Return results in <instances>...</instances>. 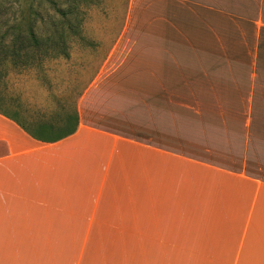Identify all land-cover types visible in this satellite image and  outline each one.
Segmentation results:
<instances>
[{
    "label": "crops",
    "instance_id": "crops-1",
    "mask_svg": "<svg viewBox=\"0 0 264 264\" xmlns=\"http://www.w3.org/2000/svg\"><path fill=\"white\" fill-rule=\"evenodd\" d=\"M250 3L233 13L228 0H131L130 17L155 24L157 58H89L86 82L49 84L54 97L38 105L15 102L20 79L29 95L36 74L12 72L0 249L21 225L130 224L189 264H264V0ZM65 92L72 108L52 101ZM56 104L76 112L72 134L40 141L21 127L46 124L36 114Z\"/></svg>",
    "mask_w": 264,
    "mask_h": 264
},
{
    "label": "rangeland",
    "instance_id": "rangeland-1",
    "mask_svg": "<svg viewBox=\"0 0 264 264\" xmlns=\"http://www.w3.org/2000/svg\"><path fill=\"white\" fill-rule=\"evenodd\" d=\"M130 1L95 0L85 10L82 38L69 41L68 57L45 58L42 65L16 70L27 74L29 69L30 73L43 79L44 84L38 81L34 93L30 88L28 95L27 90H22L27 86V79L21 78L15 102L21 106L45 102L44 99L53 96L45 87L49 84L55 89L63 87L64 78L68 76L77 74L76 84L81 85L86 82L88 72L93 70L89 58H157L155 24L150 27L152 19L147 16L138 25L129 15ZM240 2L228 0V11L237 13L238 8L243 7L246 12L251 8L250 0H243L242 7ZM17 5V0H0V13L12 17ZM239 16L231 18L239 22ZM232 49L213 47L212 54L216 56L225 50L231 53ZM12 89L11 76L6 82L0 81L1 109L12 104L16 93ZM58 98L65 101L62 103L65 108L73 107L75 95L72 93L67 95L65 92ZM23 228L21 225L19 239L5 240V249H0L18 253H0V264H189L187 254L172 253L171 240L141 238L135 226L130 224H30L28 230Z\"/></svg>",
    "mask_w": 264,
    "mask_h": 264
},
{
    "label": "trees",
    "instance_id": "trees-1",
    "mask_svg": "<svg viewBox=\"0 0 264 264\" xmlns=\"http://www.w3.org/2000/svg\"><path fill=\"white\" fill-rule=\"evenodd\" d=\"M94 2L95 0H17V10L12 17H5V12H1L0 81L6 82L17 69L42 65L45 58L68 57L69 41L71 38H82L81 26L85 10ZM38 81L44 84L43 79L37 77ZM59 100L57 98L52 101L58 104ZM57 104V111L37 112V117H41V122L44 119L46 124L21 127L40 141L61 139L72 134L78 123L76 112H67ZM46 116L48 119L43 118ZM55 118H60L59 122H54L57 125L48 123Z\"/></svg>",
    "mask_w": 264,
    "mask_h": 264
}]
</instances>
